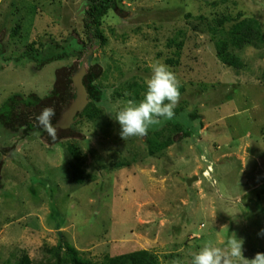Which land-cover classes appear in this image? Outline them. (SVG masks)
Segmentation results:
<instances>
[{
  "label": "rangeland",
  "instance_id": "374dc122",
  "mask_svg": "<svg viewBox=\"0 0 264 264\" xmlns=\"http://www.w3.org/2000/svg\"><path fill=\"white\" fill-rule=\"evenodd\" d=\"M93 1L0 0V107L13 96L42 100L55 85L66 98L67 79L86 57L84 80L104 94L98 115L58 127L56 140L36 131L0 138V264L23 253L47 264V250L60 240L95 261L146 250L159 264H191L206 242L223 248L233 233L244 241V257L254 258L264 249V0H117L102 18L103 42L84 22ZM222 16L261 24L259 44L228 50L240 69L216 57L221 35L206 22ZM72 38L84 49L78 57L40 69L14 62L28 45L40 57L56 46L70 52ZM157 61L175 73L181 98L172 120L150 128L173 143L149 154L151 133L122 139L115 111L144 98ZM132 83L140 85L137 95ZM71 101L61 100L60 112ZM68 143L82 151V184L72 180Z\"/></svg>",
  "mask_w": 264,
  "mask_h": 264
},
{
  "label": "trees",
  "instance_id": "16d2710c",
  "mask_svg": "<svg viewBox=\"0 0 264 264\" xmlns=\"http://www.w3.org/2000/svg\"><path fill=\"white\" fill-rule=\"evenodd\" d=\"M116 3L117 0H94L84 12V22L86 27L89 28L87 33H90L95 40L99 42L104 41L100 30L102 18L107 14V11L111 9H114L115 11L117 10ZM226 24H230L227 30ZM206 25H208L209 31L212 32L213 36L217 34L221 35V37L215 41L216 57L228 66L236 69H240L242 67V63L236 56L233 54L231 55V52L228 50H231V48H239L241 45H257L262 41L263 37L261 24L254 18L233 20L228 16H222L210 23L206 22ZM19 30L20 27L18 26L13 28L11 35L17 36ZM87 38L90 40L89 37ZM71 41H73V38L67 42L69 47L70 45L73 46L70 52H63V50L59 51L56 46L48 49V54L44 57H40L42 53H40L39 50H36L32 48V46L28 45L20 56L14 59V62L24 59L35 62L37 69H40L42 66L55 59L66 60L72 56L78 57L77 55L81 54L84 49L80 44L76 43V41H73V43H71ZM177 47L180 48L181 45L177 44ZM1 50L2 48L0 47V53L2 52ZM231 51L233 52V50ZM49 52L54 54H50ZM169 62L171 63V59H169ZM76 70H73L72 74ZM71 77L67 79L65 84V87H68L69 90V93H66V98L62 91L60 92V90L56 88L58 87L56 85L42 100H37L34 94L29 95L26 99L23 98L24 100L21 101L19 100L21 99L20 97L17 98L13 96L8 98L0 107V138L3 137L4 133H21L27 136L29 133L36 131L37 134H42L46 140L50 142L53 141L45 135L46 132L43 131L42 128L38 127L36 117L40 114L44 107H53L54 109H57L55 110L56 115L53 118V124H55L54 122H56L57 116L60 114V110L62 109L57 107L61 104V100L69 102L75 98V89L72 86ZM84 79L85 76L82 81L88 93L89 101L84 110L79 114V117L91 119L98 115L104 94L98 85H94L93 83L88 84ZM262 80L264 82V72ZM139 88L140 85L137 83H132L128 86V90L131 91V89H133V93H135V95L138 94L137 90ZM12 98L13 101L11 100ZM32 98L34 99V103L31 102ZM186 114L192 121L193 119L196 120L198 118L193 112H187ZM173 127L176 128L181 137L189 136L190 134L189 129L185 128L182 122H175ZM21 129L23 130L21 131ZM184 129L187 130V135H185ZM149 132L151 133V136H147L145 141L149 154L164 150L173 143V140L168 137L160 140L163 136L162 130L150 129ZM65 151L70 157L68 166L73 182L75 184H82L88 178V175L82 167L83 154L80 147L75 143H68L65 146ZM47 251L50 253L47 264H159L156 257L151 252L146 250H136L129 254L117 255L114 257L106 255L101 260L95 261L85 257L83 252L76 250L68 242L62 240H60L56 246L48 249ZM256 252L264 253V249L257 250ZM15 264H32V262L27 254L23 253L16 259Z\"/></svg>",
  "mask_w": 264,
  "mask_h": 264
},
{
  "label": "clouds",
  "instance_id": "9594fccd",
  "mask_svg": "<svg viewBox=\"0 0 264 264\" xmlns=\"http://www.w3.org/2000/svg\"><path fill=\"white\" fill-rule=\"evenodd\" d=\"M180 87L175 73L166 64L157 61L151 65L144 98L138 102L129 99L122 102V107H116L115 120L120 125L121 138H143L148 135L150 128L161 124V118L172 120L181 98ZM55 115V109L46 106L36 117L38 127L48 133L52 140H56L60 131L53 124ZM210 170L211 167L207 166L204 172L208 174ZM243 244L244 241L237 239L234 233L223 248L206 242L199 252L193 254L191 264H264V253H257L252 259L245 258Z\"/></svg>",
  "mask_w": 264,
  "mask_h": 264
},
{
  "label": "water",
  "instance_id": "95a60500",
  "mask_svg": "<svg viewBox=\"0 0 264 264\" xmlns=\"http://www.w3.org/2000/svg\"><path fill=\"white\" fill-rule=\"evenodd\" d=\"M85 59L83 60L79 68L73 72L71 77L72 86L75 89V98L71 101L68 107L64 108L60 112V116L55 123V125H57L61 129L69 128L71 124H73L79 118V114L84 110L89 101L88 93L82 81L83 77L86 74V69L84 66L86 61ZM197 178L198 177L194 176L186 180L187 185H190V183L193 180H197Z\"/></svg>",
  "mask_w": 264,
  "mask_h": 264
}]
</instances>
